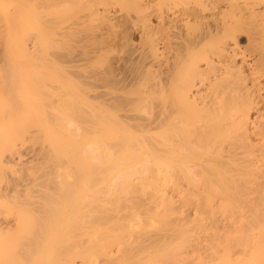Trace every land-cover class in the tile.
Masks as SVG:
<instances>
[{"label":"rangeland","instance_id":"1","mask_svg":"<svg viewBox=\"0 0 264 264\" xmlns=\"http://www.w3.org/2000/svg\"><path fill=\"white\" fill-rule=\"evenodd\" d=\"M263 121L264 0H0V264H203L217 247L243 264L227 220L264 199ZM262 229L246 264H264Z\"/></svg>","mask_w":264,"mask_h":264},{"label":"bare ground","instance_id":"2","mask_svg":"<svg viewBox=\"0 0 264 264\" xmlns=\"http://www.w3.org/2000/svg\"><path fill=\"white\" fill-rule=\"evenodd\" d=\"M193 96H194V95H193ZM193 96H192V97H193ZM195 98H196V97H195ZM198 99H199V98H198ZM195 101H197V100H195ZM212 101L214 102V100H212ZM260 102H261V101H260ZM207 103H208V102H207ZM257 103H259V102H257ZM209 104H210V103H208V105H209ZM214 104H215V103H214ZM210 105H211V104H210ZM210 105H209V106H210ZM212 105H213V104H212ZM199 106H200V105H199ZM257 106H259V104H258ZM204 107H206V106L204 105ZM207 107H208V106H207ZM211 107H212V106H211ZM213 107H214V105H213ZM210 109H211V108H210ZM257 109H258V108H257ZM182 112H183V111H182ZM185 112H186V111H185ZM245 113H246V112H245ZM247 113H249V112H247ZM247 113H246V114H247ZM258 113H259V112H258ZM181 114H182V113H181ZM243 114H244V113H243ZM260 114H261V113H260ZM182 115H183V114H182ZM184 115L186 116L185 113H184ZM256 115H257V113H256ZM169 116H170V115H169ZM242 116H243V115H242ZM247 116H248V115H247ZM261 116H262V115H261ZM172 117L174 118V116H172ZM250 117H251V116H250ZM181 118H183V117H181ZM181 118H180V120H181ZM241 118H242V117H241ZM243 118H244V117H243ZM252 118H253V116H252ZM258 118H259V117H258ZM262 118H263V116H262ZM168 119H169V118H168ZM246 119H247V118H246ZM249 119H250V118H249ZM249 119H248L247 123H246L245 121H243V122H245L246 125L248 124L249 127H250V125H252V126L254 125V126H255V124H253V122H254L253 120H252V123H249V122H250ZM169 120H170V119H169ZM171 120H172V118H171ZM174 120L177 121V119H174ZM174 120H172L171 122H172V123H173V122L175 123L176 121H174ZM183 120H184V118H183ZM166 121H167V120H166ZM166 121H165V122H166ZM178 121H179V120H178ZM240 121H241V119H240ZM256 121H257V120H256ZM155 122H156V121H155ZM162 122H163V121H162ZM165 122H164V124H165ZM169 122H170V121H169ZM243 122H242V123L239 122L238 124H239V125H240V124H243ZM258 122H260V121L258 120ZM263 122H264V121H263ZM159 123H160V120H159ZM159 123H158V124H159ZM167 123H168V121H167ZM174 123H173L172 125H175V124H176V123H175V124H174ZM168 124H171V123H168ZM178 124H180V122H178ZM182 124H183V123H182ZM182 124H181L180 126H182ZM261 124H262V122H261ZM160 125H161V124H160ZM183 125H185V124H183ZM262 125H264V124H262ZM165 126H167V125H165ZM169 126H170V125H169ZM169 126H167L168 129H169ZM178 126H179V125H178ZM232 126H233V125H232ZM232 126H231V127H232ZM237 126H238V125H236V127H237ZM241 126H242V125H241ZM258 126H260V125H258ZM258 126H257L256 128H258ZM160 127H161V126H160ZM160 127H158V128H160ZM163 127H164V125H163ZM170 127H171V126H170ZM236 127H235V128H236ZM260 127H262V126H260ZM260 127H259V128H260ZM172 128H173V127H172ZM238 128H239V126H238ZM238 128H237V129H238ZM244 128H245V126H244ZM253 128H254V127H253ZM262 128H264V126H263ZM262 128H261V129H262ZM155 129H156V128H155ZM230 129L232 130V128H230ZM254 129H255V128H254ZM156 130H158V129H156ZM170 130H171V129H170ZM177 130H178V129H177ZM246 130H247V129H246ZM158 131H159V130H158ZM158 131H157V132H158ZM160 131H161V130H160ZM174 131H175V128H174ZM235 131H236V130H235ZM238 131H239V129H238ZM238 131H236V132H238ZM240 131H241V129H240ZM256 131H257V129H256ZM169 132H170V131H169ZM241 132H242V131H241ZM249 132H250V131H249ZM233 133H234V131H233ZM238 133H239V132H238ZM238 133H236V134H238ZM246 133H247V132H246ZM246 133H243V135H244V134L246 135ZM256 133H257V132H256ZM259 133H260V131H259ZM259 133H258V134H259ZM262 133L264 134V131H263ZM172 135H173V134H172ZM251 135H253V134H251ZM259 135H260V134H259ZM259 135H257V136H259ZM231 136H232V135H231ZM234 136H236V135L234 134ZM237 136H241V134H240V135L238 134ZM263 136H264V135H263ZM189 137H190V136H189ZM249 137H250V136H249ZM251 137H252V136H251ZM255 137H256V136H255ZM260 137H261V136H260ZM174 138H175V137H173V139H174ZM184 138H187V137H184ZM247 138H248V137H247ZM173 139H172V140H173ZM189 139H190V138H189ZM254 139H255V138H254ZM257 139H258V138H257ZM261 139L263 140L264 138L261 137ZM172 140H171V141H172ZM186 140H188V139H186ZM186 140H184V141L186 142ZM171 141H170V142H171ZM174 141H176V140L174 139ZM188 141H189V140H188ZM190 141H191V140H190ZM247 141H248V140H247ZM247 141H246V142H247ZM254 141H257V140H254ZM259 141H260V140H259ZM178 142H179V141H178ZM180 142H181V141H180ZM185 142H182V143H185ZM257 142H258V141H257ZM174 143H175V142H174ZM189 143H190V145H191V142H189ZM157 144H158V146L160 145L159 143H157ZM175 144L177 145V143H175ZM187 144H188V142H187ZM256 144H257V143H256ZM158 146H157V148H158ZM168 146H169V145H168ZM177 146L179 147L180 145H177ZM182 146H183V145H181L180 147L183 148ZM184 146H185V145H184ZM249 146H250V145H249ZM255 146H258V145H255ZM170 147H171V146H170ZM178 147H177L178 151H181V149H179ZM188 147H189V146H188ZM253 147H254V146H253ZM168 148H169V147H168ZM168 148H167V149H168ZM175 148H176V147H175ZM183 149H184V148H183ZM218 149H219V148H218ZM221 149H222V150H225L224 148L220 147V150H221ZM232 149H233V148H232ZM247 149H248V148H247ZM251 149H253V148H251ZM254 149H255V148H254ZM261 149H262V148H261ZM172 150H173V148L171 149V151H172ZM175 150H176V149H175ZM226 150H227V149H226ZM230 150H231V149H230ZM245 150H246V149H245ZM249 150H250V149H249ZM166 151H167V150H166ZM169 151H170V150H169ZM182 151H183V150H182ZM182 151H181V152H182ZM228 151H229V150H228ZM247 151H248V150H246V152H247ZM252 151H253V150H252ZM258 151H259V150H258ZM156 152H158V151H156ZM175 152H176V151H175ZM211 152L213 153V149H212ZM223 152H224V151H223ZM232 152H233V151H232ZM234 152H235V151H234ZM248 152H249V151H248ZM248 152H247V153H248ZM254 152H255V150H254L252 153H254ZM259 152H260V151H259ZM160 153H161V152H160ZM164 153H166V152H164ZM172 153H173V152H172ZM215 153H216V152H215ZM215 153H214V154H215ZM217 153H218V152H217ZM217 153H216V154H217ZM225 153H226V152H225ZM230 153H231V151H230ZM239 153H240V152H239ZM241 153H242V151H241ZM241 153H240V154H241ZM244 153H245V152H244ZM261 153H262V152H261ZM161 154H162V153H161ZM166 154H167V153H166ZM168 154H170V153H168ZM178 154H179V153H178ZM208 154H209V153H208ZM233 154H234V153H233ZM233 154H232V155H233ZM242 154H243V153H242ZM249 154H250V153H249ZM254 154H255V153H254ZM254 154H253V155H254ZM155 155H156V154H155ZM220 155H221V153H220ZM227 155H228V154H227ZM227 155H226V157L223 155L224 158H228ZM232 155H231V156H232ZM235 155H236V154H235ZM235 155H233V156H235ZM250 155H252V154H250ZM255 155H256V154H255ZM255 155H254V156H255ZM260 155H261V154H260ZM157 156H158V155H157ZM161 156H162V155H161ZM208 156H209V155H208ZM211 156H213V155H211ZM221 156H222V155H221ZM237 156H238V154H237ZM237 156H236V158H238ZM254 156H252V157H254ZM159 157H160V156H159ZM168 157H169V156H168ZM206 157H207V156H206ZM217 157L219 158V154H218ZM243 157H246V156H244V154H243ZM260 157H261V156H260ZM154 158H155V157H154ZM165 158H166V157H165ZM210 158H211V157H210ZM214 158H216V156H215ZM214 158H212V159H214ZM218 158H217V159H218ZM221 158H223V157H221ZM231 158H232V157H231ZM231 158L229 157L228 160H230ZM240 158H241V156H240ZM240 158H238V160H239ZM248 158H249V157H247V160H248ZM261 158H262V157H261ZM261 158H260V159H261ZM206 159H207V158H206ZM206 159H205V160H206ZM212 159H211V160H212ZM217 159H216V161H217ZM233 159H234V158H233ZM241 159H242V158H241ZM262 159H263V158H262ZM205 160H204V161H205ZM211 160H210V161H211ZM234 160H237V159H234ZM234 160H233V161L230 160V161H228V163H230V162L232 161L231 163H233V165L235 166L234 163H237V161L234 162ZM249 160H250V158H249ZM251 160H252V159H251ZM256 160H258V158H257ZM210 161L208 160V162H210ZM218 161L221 162V160H218ZM223 161H227V160H223ZM240 161H241V160H240ZM243 161H244V158H243ZM254 161H255V160H254ZM259 161H260V160H259ZM261 161H262V160H261ZM159 162H160V161H159ZM205 162H207V161H205ZM208 162H207V163H208ZM211 162H212V161H211ZM245 162H247V161L245 160V161L243 162V164H242V162H241L240 164L244 165ZM248 162H249V163H246V164L249 165L251 161H248ZM255 162H256V161H255ZM231 163H230V165H231ZM256 163H257V162H256ZM258 163H259V162H258ZM261 163H262V162H261ZM205 164H206V163H205ZM205 164H201V166H202V165H205ZM212 164H213V163H212ZM212 164H211V165H212ZM226 164H227V163H226ZM213 165H214V164H213ZM216 165H217V163H216ZM216 165H214V166H215V167H218V165H217V166H216ZM221 165H222V166H221L220 168L218 167L219 169H222V167H224L223 164H221ZM224 165H225V164H224ZM236 165H239V163L236 164ZM242 165H241V166H242ZM248 165H246V167H243V168L248 169V168H249V167L247 168ZM252 165H254V168L252 167L253 169H255V167H256V168L258 167V166H256L255 164H252ZM263 165H264V164H263ZM206 166H207V164H206ZM228 166H229V165L227 164V165H226V168H227ZM231 166H232V165H231ZM231 166H230V168H231V170H232L231 172H234L235 170L233 171V168H232ZM259 166H260V165H259ZM236 167H237V166H236ZM239 167H240V166H238V168H239ZM207 168H208V167H207ZM230 168H228V169L230 170ZM258 168H259V167H258ZM208 169H209V168H208ZM215 169H216V168H215ZM228 169H223V170H228ZM234 169H236V168H234ZM246 169H245V170H246ZM249 169H250V168H249ZM259 169H260V170L256 169L255 171H257V172L260 171V173H262L261 171H263L264 168L262 169V168L260 167ZM261 169H262V170H261ZM212 170H214V169H212ZM212 170H211V172H213ZM229 170H228V171H229ZM250 170H251V169H250ZM236 171H237V169H236ZM247 171H248V170H247ZM247 171H244V172L246 173ZM255 171H252V173L255 172ZM211 172H210V174H211ZM226 172H227V171H226ZM231 172L229 171L230 174H231ZM238 172H240V171H238ZM242 172H243V170H242ZM242 172H241V173H242ZM244 172H243L242 175H243V177H244V175H245V178H246L247 173H249V172H247L246 174H244ZM201 173H202V172H201ZM201 173H200V174H201ZM215 173H216V172H215ZM236 173H237V172H236ZM252 173L250 172V174H252ZM210 174H209V176H210ZM216 174H218V173H216ZM219 174L222 175V173H220V172H219ZM226 174H228V173H226ZM226 174H225V175H226ZM263 174H264V172H263ZM202 175H204V174H202ZM202 175H201V176H202ZM228 175H229V174H228ZM228 175H227V176H228ZM231 175L233 176V174H231ZM234 175H235V176H233V177H235V179H236V174L234 173ZM238 175H239V174H238ZM238 175H237V176H238ZM254 175H255V174H254ZM256 175H257V173H256ZM207 176H208V175H207ZM211 176H212V178H210V179H213V177H216V178H217V176H215V175L213 176V175L211 174ZM223 176H224V173H223ZM223 176H222V177H223ZM227 176H226V179H228ZM257 176H258V175H257ZM219 177H220V176H219ZM233 177H232V178H233ZM243 177H242V178H243ZM247 177L250 178V176H247ZM204 178H207V177L204 176ZM208 178H209V177H208ZM216 178H215V179H216ZM237 178H238V177H237ZM239 178H240V177H239ZM242 178H240V179H242ZM255 178H256V177H255ZM260 178L262 179V177H259V178L257 179V181H258ZM210 179H209V182H208V183H212V181H211ZM219 179H220V178H218V181H217V179H216L215 181L218 182V185H221V182H222L223 180L220 182ZM230 179H231V178H230ZM240 179H238V180H236V181H239ZM253 179H254V177H253ZM261 179H260V180H261ZM224 180H225V179H224ZM243 180H245V179H243ZM247 180H248V179H247ZM251 180H252V179H251ZM262 180H264V179H262ZM203 181L206 182L207 179H206V181H205V180H203ZM229 181H230V180H229ZM232 181H233V180H232ZM232 181H230V182H232ZM234 181H235V180H234ZM201 182H202V180H201ZM213 182H214V179H213ZM219 182H220V184H219ZM254 182H255V181H254ZM254 182H252V183H254ZM208 183H207L206 186L209 187L210 185H208ZM223 183H224V181H223ZM225 183H227L226 180H225ZM239 183H241V182H239ZM244 183H245V181H244ZM246 183H247V182H246ZM250 183H251V182H250ZM261 183H262V182H261ZM202 184H204V186H205V183H202ZM213 184H215V186L217 185L216 182H214ZM213 184H211V185H213ZM228 184H229V182H228ZM228 184H227V187H226L225 189H224V187L222 188V186H225L226 184H225V185H221V187H219V186H218V187L221 188V189H223V190L225 191V190L229 187ZM236 184L238 185V182H236ZM247 184H248V183H247ZM256 184L258 185L259 183L256 182ZM262 184H263V183H262ZM237 185H235V186H237ZM240 185H241V184H240ZM250 185H251V184H250ZM250 185H247V186H250ZM253 185H254V184H253ZM257 185H256V186H257ZM259 185H260V184H259ZM263 185H264V184H263ZM206 186H205V187H206ZM213 186H214V185H213ZM213 186H210V187L213 188ZM231 186H232V184H230V188H233V187H231ZM242 186H244V184H243ZM237 187H238V186H237ZM237 187H235V189H236ZM245 187H246V186H245ZM251 187H252V189H249V187H248V189L251 190L250 192L253 191V186H250V188H251ZM219 188H218V189H219ZM259 188H260V190L257 188L259 191H263V192H264V189L262 190L260 186H259ZM263 188H264V186H263ZM201 189H202V188H201ZM206 189H207V187H206ZM206 189H204V187H203L202 190L205 191ZM214 189H216V188L214 187L213 189H210V190L213 191ZM235 189H234V191H235ZM239 189H240V188H239ZM239 189H238V190H239ZM242 189H243V188H242ZM248 189L245 188L244 190H248ZM257 189H256V188L254 189V192H255V193H256L255 190H257ZM219 190H220V189H219ZM223 190H221V191H223ZM244 190H242V191L240 190V191H241L243 194H244V192H245V193L248 192V191H244ZM203 191H202V193H203ZM206 191H207V190H206ZM226 191H229V190L227 189ZM231 191H232V189H230V192H231ZM240 191H238V192L240 193ZM215 192H216V190H215ZM215 192H214V193H215ZM230 192H229V193H230ZM232 192H233V191H232ZM206 193H208V192H206ZM206 193H205V194H206ZM218 193H219V191H218ZM222 193H223V192H222ZM222 193H221V195H222L223 197H225L224 195H225L226 193L224 192V193H225V194L223 193L224 195H223ZM242 193L239 194V197L242 198V196H243V198H246L247 196H246V197H244V195L241 196ZM257 193H258V191H257ZM233 194H235V195H233V196H234L235 199H236V197H238V195H236V191H235V193L233 192ZM237 194H238V193H237ZM246 194H247V193H246ZM263 194H264V193H263ZM263 194L261 193V195H263ZM202 195H204V193H203ZM206 195H209V193L206 194ZM206 195H205V198H206ZM221 195H220V196L218 195V196H219V199H220ZM227 195H228V194H226V197H228ZM248 195H249V192H248ZM253 195H256V194H253V192H252L251 196H253ZM261 195H260V196H261ZM200 196H201V195H200ZM229 196H230V194H229ZM256 196H257V195H256ZM208 197H209V196H208ZM239 197H238V200L240 201L241 199H239ZM262 197H263V196H262ZM199 198H200V197H199ZM202 198H203V197H202ZM209 198H211V197H209ZM209 198H208V199H209ZM228 198H229V197H228ZM232 198H233V197H232ZM232 198H230V199H232ZM247 198H248V197H247ZM254 198H255V201H251V200H253V199L250 198V199H251L250 201H249V200L247 201V199H246L247 203L245 202L244 204H242V206L245 205V204H247L246 207L244 208V209H246L245 211H243V210L241 209L240 212L237 213L238 209H240V208L236 209V210H237V211L235 212V213H237V214H236V215H237L236 218H235V216H236L235 213H234V217H233V218H232V217H229L228 220H227V218H226L227 215H226L225 217H223L222 215H220V216H222V218H224V220H225V222H223L224 220L222 221V220L219 219L220 217H217V216L220 214V212L218 211V212H219L218 215H217V213L215 214V215H217L216 217L220 220V222L222 221L223 224L225 223L223 226H225L227 223H229V222L231 221L230 219H232V220L235 219V220H234V223L236 224V223L238 222V223H237L238 225H239V223L241 224V222H242L241 226L239 225V227H240V229L242 230V233H244V236H242V234H241V237L244 238V240L240 238V239L242 240V242H241L240 240H239V241L242 243L241 245L243 246V248H244L245 251H242V252H244V253H242V252H241V253H242L244 256H245V255H248V256H249L250 253H251V254L253 253V255H250L251 257L253 256V257H252L253 259H254V257H256V254H257V258H258V256H259L258 254H260L259 252L263 251V250L261 249V248H263V247H262V244H261V243H258V242H257L256 244H252V243H251V242H252V239L255 238V235H256V233H257L258 231L261 232L262 227L264 228V226H262L261 219H259V216H260L259 213H257V215H256V214H255L256 211H255V209H254V207H255L256 205H259V203L263 202L264 199H259V196H258V197H255V196H254ZM256 198H258V200H260V201L258 202ZM219 199H218V202H219ZM198 200H199V199H198ZM200 200H201V199H200ZM203 200H204V199H203ZM203 200L201 201L202 203L200 202L201 204H203ZM220 200H221V199H220ZM227 200H228V199H226V201H227ZM243 200H245V199H243ZM262 200H263V201H262ZM207 201H208V200H207ZM214 201H215V199H214ZM228 201H229V200H228ZM228 201H227V202H228ZM230 201H231V200H230ZM233 201H234V200H233ZM235 201L237 202V199H236ZM235 201H234L233 203H235ZM204 202H206V200H205ZM210 202H212V200H211ZM210 202H209V204H210ZM218 202H216L217 204H216L215 206H214V205H213V206L216 207V206L218 205ZM227 202H226V203H227ZM243 202H244V201H243ZM253 202H258V204L255 203L256 205H253V204H254ZM200 203H199V204H200ZM206 203H207L206 205H208V202H206ZM224 203H225V202H224ZM237 203H238V202H237ZM197 204H198V203H197ZM212 204H214V203L212 202ZM212 204H211L210 207H212ZM219 204H220V203H219ZM228 204H229V203H228ZM240 204H241V203H240ZM240 204L238 203V205H240ZM221 205H224V204H220L219 206L221 207ZM248 205H250L249 207H251V206L253 205V207H251L252 209L249 208ZM262 205H263V204H262ZM219 206H218V208H219ZM224 206H225V205H224ZM207 207H208V206H207ZM207 207H206V206H203V208H207ZM230 207H231V206H230ZM230 207H229V208H230ZM232 207H234V209H235L237 206H233V205H232ZM238 207H240V206H238ZM258 207H259V206H258ZM258 207H257V208H258ZM260 207H261V205H260ZM212 208H213V207H212ZM221 208H222V207H221ZM241 208H242V207H241ZM248 208L251 209V210H253V213H252L251 210H250V212H251V213H250V212L248 211V210H249ZM255 208H256V207H255ZM257 208H256V210H257ZM261 208H263V206H262ZM195 209H196V208H195ZM200 209H201V207H200ZM213 209H214V208H213ZM216 209H217V208H215V211H216ZM189 210H190V209H189ZM189 210H188L187 212H188V213H191V212H189ZM203 210H204V212L206 211V209H203ZM211 210H212V209H211ZM258 210H259V208H258ZM261 210H262V209H261ZM213 211H214V210H212V213H210V212L208 213V215H209L208 218H210V214L213 215ZM228 211H230V210H228ZM242 211H243V212H242ZM197 212H198V211H197ZM199 212H200V210H199ZM199 212H198L197 214H199ZM224 212H225V211H224ZM232 212H233V211H232ZM247 212L250 213V214L248 213L249 215L252 214V216L247 215ZM257 212H259V211H257ZM228 213H229V212H228ZM263 213H264V211H263ZM205 214H206V212H205ZM223 214H224V213H223ZM239 214H240V215H239ZM253 214L256 215V216L259 215L258 218H256ZM260 214H261V213H260ZM203 215H204V214H203ZM206 215H207V214H206ZM206 215H204V216L207 217ZM238 215H239V216H238ZM188 216H189V214H188ZM188 216H187V217H188ZM201 216H202V215H200V217H201ZM231 216H232V215H231ZM262 216H263V215H262ZM190 217H191V216H190ZM190 217H189V218H190ZM200 217H198V218H200ZM212 217H213V219H215V221H214V220H213V221H209V219H208V221H207V222H215V223H213V224L210 223L209 225H207V226H210L211 228H213V225H214V224H217L218 221H219L218 219H216L215 216H212ZM214 217H215V218H214ZM250 217H251V219H250ZM254 217H255V218H254ZM189 218H188V219H189ZM191 218L193 219V216H192ZM194 218H195V217H194ZM202 218H203V217H202ZM260 218H261V217H260ZM263 219H264V217H263ZM195 220H196V219H195ZM198 220H199V219H198ZM201 220H202V219H200L199 221L201 222ZM204 220H205V218H203V220H202V222H201V223H202V227H205V226H206V225L203 226V224L205 223V222L203 223ZM216 220H218V221H216ZM226 220H227V223H226ZM229 220H230V221H229ZM239 220H240V221H239ZM187 221H188V220H187ZM222 222H221V224H222ZM232 222H233V221H232ZM186 223H188V222H186ZM189 223H190V222H189ZM234 223H233V224H234ZM190 224H191V223H190ZM197 224H198V223H197ZM199 224H200V223H199ZM233 224H232V225H228V226L226 225L225 227H223V229L219 228V230H226L225 232H223V231H220V232H223V234H224V233L227 234L226 232H229V233H230V232L232 231V229L235 228V226H233ZM237 224H236V227H237ZM191 225H192V224H191ZM191 225H190V226H191ZM211 225H212V226H211ZM219 225H220V224H218V226H219ZM190 226H189V227H190ZM197 226H198V225H197ZM218 226H214V227H218ZM221 226H222V225H221ZM232 226H233V227H232ZM200 227H201V226H200ZM210 227H209V228H210ZM219 227H220V226H219ZM207 228H208V227H207ZM209 228H208V230H209V231H208V234H210L209 232H210V229H211V228H210V229H209ZM194 229H196V228H194ZM199 229H200V228H199ZM201 229H203V228H201ZM216 229H217V228H216ZM216 229H215V230H216ZM192 230H193V229H192ZM196 230H198V229H196ZM203 230H204V229H203ZM212 230H213V229H212ZM212 230H211V231H212ZM219 230H218V231H219ZM235 230H236V229H235ZM235 230H234L233 232H236ZM237 230H238V229H237ZM186 231H187V230H186ZM188 231H190V228H189ZM218 231H217V232H218ZM262 231H263V233H264V230H263V229H262ZM215 232H216V231H215ZM215 232H213V233H215ZM233 232H232V234L235 235L238 231H237L235 234H234ZM240 232H241V231H240ZM263 233H262V235H263ZM203 234H206V233H203ZM215 234H216V233H215ZM218 234H219V233H217V235H218ZM230 234H231V233H230ZM217 235H216V236H217ZM221 235H222V233H221ZM233 235H232V236H233ZM253 235H254V236H253ZM257 235H260V233L257 234ZM188 236H189V235H188ZM190 236H191V235H190ZM199 236H200V235H199ZM204 236H205V235H204ZM206 236H207V234H206ZM208 236H210L211 239L214 238V237L212 236V233H211V235H208ZM214 236H215V235H214ZM216 236H215V240L218 239V238H216ZM250 236H253V237H250ZM226 237H228V236L226 235ZM229 237H230V236H229ZM249 237H250V239L252 238V239H251V242H249V243H251L252 245H254V246H253V250H251V249H252V247H251L252 245H250V248H251V249H250V248H249V249H250L251 251H250L249 249H247L246 247H244V245L249 247V244H248V242H247V241H250V239L248 240ZM257 237H258V236H257ZM257 237H256V239H255L256 241H257V239H258ZM260 237H261V236H260ZM189 238H190V237H189ZM195 238H196V237H195ZM205 238L207 239V237H205ZM220 238H223V235H222V237L220 236ZM238 238H239V236H238ZM223 239H225V235H224V238H223ZM234 239H237V238H234ZM234 239H233V240H234ZM207 240H208V239H207ZM227 240H228V238H227ZM230 240H231V239H230ZM237 240H238V239H237ZM255 240H253V241H255ZM261 240H262V238H261ZM261 240H260V241H261ZM189 241L191 242V240H189ZM200 241H201V240H200ZM210 241H212V240H210ZM210 241H209V242H210ZM231 241H232V240H231ZM239 241H238V242H239ZM202 242H203V241H202ZM202 242H200V244H201ZM206 242H207V241H206ZM218 242H219V240L217 241V243H218ZM222 242H224V241H222ZM234 242H237V241L235 240ZM234 242H233V243H234ZM243 242H245V244H243ZM263 242H264V241H263ZM263 242H262V243H263ZM188 243H189V242H188ZM194 243H195V242H194ZM198 243H199V242H198ZM198 243H197V244H198ZM225 243H227V241H225ZM192 244H193V243H192ZM206 244H207V243H206ZM214 244L216 245V243H214ZM220 244H221V240H220ZM220 244L218 243V245H220ZM235 244H236V243H234V245H235ZM239 244H240V243H239ZM189 245H190V244H189ZM189 245H188V247H189ZM198 245H199V244H198ZM208 245L211 247V245H212L211 242L207 244V247H206V248L209 247ZM218 245H217V246H218ZM223 245H225V244H223ZM228 245H229V244H228ZM241 245H239L240 251H241V247H242ZM193 246H195V244H193ZM193 246H191V247H193ZM201 246H202V244H201ZM212 246H214V245H212ZM221 246H222V245H220L219 247H220V249L222 250V247H224V246H222V247H221ZM226 246H227V245H226ZM230 246H231V245H230ZM237 246H238V245H237ZM196 247H197V246H196ZM214 247H215V246H214ZM228 247H229V246H228ZM232 247H233V246H232ZM232 247H231V248H232ZM234 247H235V246H234ZM234 247H233V248H234ZM217 248H218V247H217ZM217 248H212V249L210 248V250L207 249V251H205V253L208 252V255H204V256H203V255H200V256H201V259H202V261H203V264H221V263H223V261H222V255H223V256H225V255H224L223 251L221 252V253H223V254H220V255H219V253H218V249H217ZM233 248H232V249H233ZM216 249H217V250H216ZM237 249H238V248H234L233 251H235V250H236V252L239 251V250H237ZM255 250H256V254H255ZM260 250H261V251H260ZM195 251H196V250H195ZM199 251L201 252V250H199V247H198V252H199ZM219 251H220V250H219ZM225 251H228V252H229V249H225ZM188 252H189V251H188ZM193 252H194V251H193ZM200 252H199V253H200ZM203 252H204V250L202 251V253H203ZM202 253H201V254H202ZM229 253H231V254H232V253L235 254V253L232 252V251L229 252ZM241 253H240V254H241ZM187 254H188V253H187ZM225 254H226V252H225ZM231 254H230V255H231ZM233 254H232L231 256H233ZM238 254H239V253H238ZM254 254H255V255H254ZM262 254H264V252H262ZM189 255H190V254H189ZM198 255H199V254H198ZM235 255H236V254H235ZM243 255H242V256H243ZM260 255H261V254H260ZM185 256H186V255H185ZM200 256H199V258H200ZM231 256H230V258H231ZM236 256H237V255H236ZM238 256H239V255H238ZM238 256H237V257H238ZM240 256H241V255H240ZM240 256H239V257H240ZM242 256H241V257H242ZM262 256H263V255H262ZM262 256H261V257H262ZM190 257H191V255H190ZM251 257H249V259L246 258L245 261L248 260L247 263H249V261L252 259ZM261 257H259V259H263L262 261H264V256H263V258H261ZM60 258H61V257H60ZM60 258H59V259H60ZM183 258H185V257H183ZM225 258H227V257L225 256ZM225 258H224V259H225ZM233 258L236 259L235 256H233ZM242 258H243V257H242ZM242 258H241V259H242ZM244 258H245V257H244ZM61 259H64V258H61ZM186 259H187V258H186ZM193 259H194V257H193ZM237 259H238V258H237ZM64 260H65V259H64ZM191 260H192V259H191ZM238 260H240V259H238ZM238 260H237V261H238ZM256 260H257L256 263H259V262H258V259H256ZM179 261L181 262V260H179ZM224 261H225V260H224ZM233 261H234V260H233ZM235 261H236V260H235ZM237 261H236V262H237ZM245 261L243 262V260H242L243 264H246ZM259 261H260V260H259ZM56 262H57V261H56ZM59 262H61V260L58 261V263H59ZM189 262H190V261H189ZM260 262H261V261H260ZM86 263H87V262H86ZM177 263H178V262H177ZM181 263H182V262H181ZM190 263H191V262H190ZM198 263H199V262H198ZM227 263H228V261L226 262V264H227ZM230 263L232 264L231 261H230ZM237 263H238V262H237ZM237 263H235V264H237ZM239 263H240V261H239ZM55 264H56V263H55ZM62 264H63V263H62ZM223 264H224V263H223Z\"/></svg>","mask_w":264,"mask_h":264}]
</instances>
